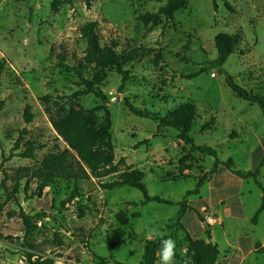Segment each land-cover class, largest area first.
Here are the masks:
<instances>
[{
	"label": "rangeland",
	"instance_id": "rangeland-1",
	"mask_svg": "<svg viewBox=\"0 0 264 264\" xmlns=\"http://www.w3.org/2000/svg\"><path fill=\"white\" fill-rule=\"evenodd\" d=\"M53 2L0 0V58L5 62L0 81V264H28V254L56 264H143L148 245L163 237L176 243L173 264H194L187 254L189 238L214 241L229 264H264L262 242L242 263L236 249L224 243L223 228L216 226V210L229 205L243 210L248 220L232 221L226 231L251 233L250 220L264 202V166L258 176L261 187L254 178L240 179L233 172L254 170L264 159V114L257 104L237 98L226 83L229 75L248 92L264 95V0H217V8L213 0H187L173 18L158 15L155 22L140 17L158 14L169 0H93L91 8L84 0H59L58 10ZM91 22L97 23L102 48L117 54L151 50L141 61L125 65L129 80L121 91L123 78L116 69L85 61L88 43L82 29ZM220 34L237 41L225 65L214 67ZM75 68L95 82L102 97L87 90ZM45 96L51 97L49 104ZM128 103L162 118L193 104L190 137L196 146L213 148L226 166L215 169L214 157L181 141L179 131L135 116ZM27 106L35 116L30 124L24 118ZM47 108L55 117L94 111L93 129L108 112L114 163L125 159L118 173L91 175L78 183L58 179L41 193L36 181L27 185L23 176L28 168L67 148ZM31 146L36 152L23 158ZM130 169L143 174L151 197L173 205L142 204L144 194L128 186L103 187ZM205 174L199 194L187 195ZM184 201L190 209L182 227L169 229ZM23 214L38 217L31 234ZM259 220L254 235L263 238L264 212ZM156 264H161L160 253Z\"/></svg>",
	"mask_w": 264,
	"mask_h": 264
},
{
	"label": "trees",
	"instance_id": "trees-1",
	"mask_svg": "<svg viewBox=\"0 0 264 264\" xmlns=\"http://www.w3.org/2000/svg\"><path fill=\"white\" fill-rule=\"evenodd\" d=\"M213 1L215 8H217V0ZM84 2L88 8L92 7L93 0H84ZM186 2L187 0H169L165 6H162L159 9L158 14H146L140 17V19L155 22L158 15H164L167 19H171L177 11L183 9ZM59 3V0H54L52 4L53 10H58ZM96 26V22H91L82 29L84 38L88 43L85 61L88 64H95L97 67L102 69H116L123 78L120 86L121 91L124 88L125 82L129 80L128 72L124 70L125 65L141 61L151 53V50H132L130 52L117 54L112 48H102L98 35L96 34ZM236 41V37L229 34H220L215 38V47L218 56L217 59L212 62L214 67H223L225 65L228 58L234 53ZM4 69L5 62L0 58V81ZM74 71H76L83 85L86 86L89 92H96L100 97L103 96L93 80H85L82 73L76 68ZM226 83L237 98L251 104H257L264 114V95H254L248 92L246 89L235 83L234 79L229 75L226 76ZM50 99V96L42 98L45 104H49ZM127 106L130 112L137 117L158 121L160 127L172 128L179 131L181 141L191 144L202 154L215 158V169H218L220 166H226V164L218 160L217 152L213 148L207 146H196L193 139L190 137L189 133L192 129L196 115V107L193 104L187 103L181 105L165 118L155 116L145 111L137 110L129 103ZM87 113H89V115ZM93 113L94 111L85 112L82 110H71L55 117L50 113L49 108L46 109V114L50 116V121L54 130L66 143L67 148L60 153L47 155L40 164L28 168L23 176V178L27 179V185L30 181H36L37 190L41 193L48 185L58 179L73 180L78 183L80 181L88 180L91 175H95L97 178H103L118 173L119 164L123 163L125 159H121L117 164L114 163L112 135L113 122L110 114L105 112L103 123L98 128L93 129L89 123ZM24 118L27 124L33 122L35 116L31 112L30 106L25 108ZM36 150L37 148L34 146L27 148L22 154L23 158H31ZM231 164L232 161L230 160L227 163V165H229L228 167H230ZM263 166L264 159L257 167H255L254 170L247 172H233L241 179L254 178L256 184L261 187L258 176L260 174V169ZM203 177L204 178L198 182L196 189L187 192V195L199 194L200 188L205 183L206 174ZM120 186H128L141 191L144 194V201L142 204L156 202L159 204L173 205V202L169 200L158 196L151 197L148 194L146 186L143 182V174L141 172L131 171V169L124 171L120 174L117 181L103 185L105 189L109 190ZM17 190L18 186L15 187L14 194ZM180 205L181 209L177 216L171 220L168 225L169 229L173 226L182 227L181 221L190 208L185 201L180 203ZM2 210L3 206L1 205L0 213ZM262 212H264V202L252 221L256 222L258 215ZM22 219L25 231L27 234H31V232L35 229L38 217L30 218L23 214ZM165 239L167 238L163 237L160 240L153 241L148 245L144 255L143 264H156L158 254L161 252L162 248L161 241ZM187 254L190 258H192L194 264H216L219 256V250L217 246L212 243L205 244L203 241H195L189 238ZM27 262L28 264H56L51 258L35 256L33 254H28Z\"/></svg>",
	"mask_w": 264,
	"mask_h": 264
},
{
	"label": "crops",
	"instance_id": "crops-1",
	"mask_svg": "<svg viewBox=\"0 0 264 264\" xmlns=\"http://www.w3.org/2000/svg\"><path fill=\"white\" fill-rule=\"evenodd\" d=\"M221 207H223V208L216 210V213H218V216L216 218V220H217L216 226L223 228L224 232H223L222 237H223L224 243L227 245V247H229V246L234 247L237 251V256H241L240 262L244 263L247 260L248 256L254 254V247L253 246L255 244H257L258 242H262L263 246H264V236H263V238L262 237L260 238L258 235L257 236L254 235V233L257 232V230H258L259 222H260L259 217L261 216L262 213L259 214L256 222H253L252 221L253 219L250 220L251 223H253L252 226L254 227V229H253V231H251V233H242V234L235 235L230 230H228V232H227L225 227L226 226L230 227V224L232 223V221H233V223H235L237 220H241V219L246 218V216H245L243 210H241V209L234 210L229 205L228 206H221ZM258 211H259V209H258ZM247 220H248V218L245 219V221H247ZM210 228H209L210 234L216 239L217 244L219 245L217 237H216V233L213 232ZM229 236H232V238L230 239ZM232 244H234L235 246ZM218 250H219L220 254H219V258H218V261L216 264H229V261L225 258V255L221 256V251L219 249V246H218Z\"/></svg>",
	"mask_w": 264,
	"mask_h": 264
},
{
	"label": "clouds",
	"instance_id": "clouds-1",
	"mask_svg": "<svg viewBox=\"0 0 264 264\" xmlns=\"http://www.w3.org/2000/svg\"><path fill=\"white\" fill-rule=\"evenodd\" d=\"M162 248L160 252L161 264H173L175 257V241L169 237L168 239L161 241Z\"/></svg>",
	"mask_w": 264,
	"mask_h": 264
},
{
	"label": "water",
	"instance_id": "water-1",
	"mask_svg": "<svg viewBox=\"0 0 264 264\" xmlns=\"http://www.w3.org/2000/svg\"><path fill=\"white\" fill-rule=\"evenodd\" d=\"M213 245H215V242L213 241Z\"/></svg>",
	"mask_w": 264,
	"mask_h": 264
},
{
	"label": "built area",
	"instance_id": "built-area-1",
	"mask_svg": "<svg viewBox=\"0 0 264 264\" xmlns=\"http://www.w3.org/2000/svg\"><path fill=\"white\" fill-rule=\"evenodd\" d=\"M39 224H41V222Z\"/></svg>",
	"mask_w": 264,
	"mask_h": 264
}]
</instances>
